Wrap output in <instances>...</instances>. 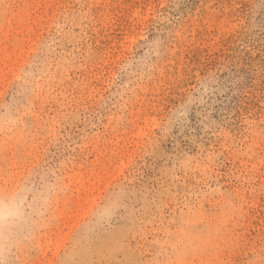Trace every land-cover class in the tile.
<instances>
[{"label": "rangeland", "instance_id": "obj_1", "mask_svg": "<svg viewBox=\"0 0 264 264\" xmlns=\"http://www.w3.org/2000/svg\"><path fill=\"white\" fill-rule=\"evenodd\" d=\"M47 6L0 0V264H264V0Z\"/></svg>", "mask_w": 264, "mask_h": 264}, {"label": "bare ground", "instance_id": "obj_2", "mask_svg": "<svg viewBox=\"0 0 264 264\" xmlns=\"http://www.w3.org/2000/svg\"><path fill=\"white\" fill-rule=\"evenodd\" d=\"M48 1H51V0H45V8H46V9H48V6H47V2H48ZM40 17H41V16H40ZM37 18H38V17H37ZM37 18H36V19H37ZM41 19H42V18H41ZM37 21H38V20H37ZM30 29H31L30 27H27V28H26L27 31H29ZM7 57H8V59H11V58H12V56H10V55H8ZM6 205H7L6 203H5V205H1L0 216H1L2 214H4V212H6V208H7ZM3 206H5V207H4V208H5V211H4V212H3V208H2ZM7 211L10 212L11 210L9 211V209L7 208Z\"/></svg>", "mask_w": 264, "mask_h": 264}]
</instances>
